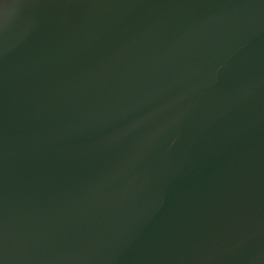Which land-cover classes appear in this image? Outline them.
I'll use <instances>...</instances> for the list:
<instances>
[{"label":"water","instance_id":"obj_1","mask_svg":"<svg viewBox=\"0 0 264 264\" xmlns=\"http://www.w3.org/2000/svg\"><path fill=\"white\" fill-rule=\"evenodd\" d=\"M0 264H264V0H0Z\"/></svg>","mask_w":264,"mask_h":264}]
</instances>
